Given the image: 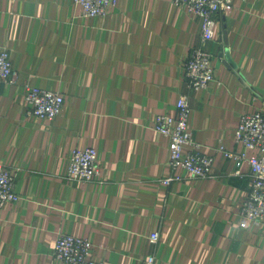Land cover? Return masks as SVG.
Instances as JSON below:
<instances>
[{"label":"crops","instance_id":"1","mask_svg":"<svg viewBox=\"0 0 264 264\" xmlns=\"http://www.w3.org/2000/svg\"><path fill=\"white\" fill-rule=\"evenodd\" d=\"M200 34L172 0H118L105 17H84L75 0H0V47L18 72L0 86V163L20 169L21 196L0 208V264H68L54 257L65 234L89 239L105 264L150 253L155 264H264V227L241 215L249 165L221 150L239 151L242 116L264 113V0H234L219 17L206 45L215 81L194 92L184 65ZM26 82L64 96L55 120L28 113ZM182 96L211 178L173 172L154 129ZM76 148L96 149L97 181L66 179Z\"/></svg>","mask_w":264,"mask_h":264},{"label":"built area","instance_id":"2","mask_svg":"<svg viewBox=\"0 0 264 264\" xmlns=\"http://www.w3.org/2000/svg\"><path fill=\"white\" fill-rule=\"evenodd\" d=\"M14 1V0H13ZM175 6L184 9L191 17L200 22L199 43L191 50L184 65V78L187 87L198 92L207 89L215 81L212 54L206 45L215 38L219 17L234 9V0H172ZM84 17H105L118 0H75ZM18 72L15 70L10 52L0 47V86L15 85ZM24 99L29 105V114L40 119L53 121L60 115L64 106V96L56 91L42 89L29 83L23 84ZM191 107L186 96L176 105V114H161L155 118L154 129L169 140V166L173 172L183 170L187 177L208 179L213 177L214 158L203 154L201 146L189 129ZM239 151L221 150L229 159L237 163H247L250 168L251 188L241 207V215L254 225L264 227V113L255 112L242 116L235 135ZM20 169L10 168L0 163V208L16 203L21 196L16 191ZM241 175L240 171L233 173ZM100 177L98 153L94 148H76L73 151L68 181L88 183ZM179 175L164 178L162 182L170 185L183 181ZM160 242V234L149 236L151 247ZM93 243L86 238L60 235L54 248L56 260L68 264H105L92 257ZM156 256L150 253L145 264H155Z\"/></svg>","mask_w":264,"mask_h":264}]
</instances>
